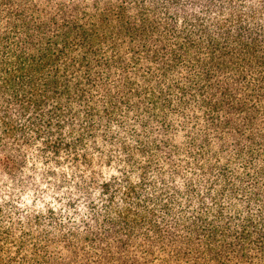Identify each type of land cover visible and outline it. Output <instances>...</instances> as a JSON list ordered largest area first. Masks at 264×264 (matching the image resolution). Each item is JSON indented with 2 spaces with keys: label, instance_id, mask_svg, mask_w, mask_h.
I'll use <instances>...</instances> for the list:
<instances>
[{
  "label": "trees",
  "instance_id": "trees-1",
  "mask_svg": "<svg viewBox=\"0 0 264 264\" xmlns=\"http://www.w3.org/2000/svg\"><path fill=\"white\" fill-rule=\"evenodd\" d=\"M0 264H264V0H0Z\"/></svg>",
  "mask_w": 264,
  "mask_h": 264
},
{
  "label": "rangeland",
  "instance_id": "rangeland-1",
  "mask_svg": "<svg viewBox=\"0 0 264 264\" xmlns=\"http://www.w3.org/2000/svg\"><path fill=\"white\" fill-rule=\"evenodd\" d=\"M23 154H24V166H25V172L26 174H28V169H30L32 166H34V162H35V158L38 154V151L36 149V145H31L28 147V149L24 150L23 151ZM37 169V167H36ZM38 170V169H37ZM39 171V170H38ZM39 182L45 186V183L46 181L43 179V178H40L39 179ZM17 195L16 196H19V194L23 197H25L27 200L31 201L33 198H34V194L32 192V190H26L24 192H17L16 193Z\"/></svg>",
  "mask_w": 264,
  "mask_h": 264
}]
</instances>
